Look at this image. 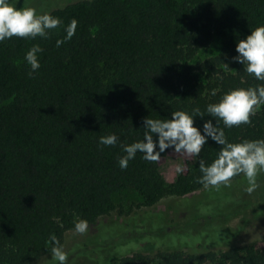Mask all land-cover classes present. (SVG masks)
<instances>
[{
  "label": "trees",
  "instance_id": "obj_1",
  "mask_svg": "<svg viewBox=\"0 0 264 264\" xmlns=\"http://www.w3.org/2000/svg\"><path fill=\"white\" fill-rule=\"evenodd\" d=\"M48 12L63 25L78 21L61 47L55 42L63 27L47 40L0 43V264H30L51 254L50 234L62 245L77 219L129 218L166 196L204 188L193 157L167 149L150 162L138 152L121 169L120 144L142 138L147 116L203 111L216 99L213 90L264 84L232 59L237 40L264 24V0H76ZM34 43L43 48L41 67L29 77L24 55ZM204 119L194 117V124ZM250 119L224 128L227 139L264 138V106ZM113 132L116 146H98ZM218 151L209 139L200 158L210 162ZM168 157L183 166L170 183L160 172ZM203 236L210 237L199 231L191 243H158L104 264H264V234L223 249L208 248Z\"/></svg>",
  "mask_w": 264,
  "mask_h": 264
},
{
  "label": "clouds",
  "instance_id": "obj_2",
  "mask_svg": "<svg viewBox=\"0 0 264 264\" xmlns=\"http://www.w3.org/2000/svg\"><path fill=\"white\" fill-rule=\"evenodd\" d=\"M19 4L20 0H0V43L13 37L47 40L51 30L63 27V37L55 42L59 48L75 35L77 20L72 19L63 25V21L50 12H38L34 7ZM235 51L236 55L232 59L243 65L244 70L255 80L264 82V24L253 26L243 39H238ZM42 52L43 48L38 43L25 52L24 61L30 66L29 77L38 73ZM225 66L229 67L227 63ZM211 94L216 99L207 103L203 111L199 108L191 112L178 109L164 119L145 117L142 138L120 144L124 154L118 157L119 167L126 169L138 152L144 160L155 162L167 149H172L194 158L200 172L197 182L205 189L231 187L233 177L242 175L247 182L244 190L249 194L256 191L261 186L258 177L264 174V138L233 142L227 139L224 128L251 123L250 117L264 106V84L235 86L219 95L213 90ZM197 116H207L209 119H204L201 126H196L194 117ZM221 123L223 128L219 126ZM209 139L219 146V151L214 159L206 162L200 158V153ZM118 143L119 137L113 132L101 136L98 146H116ZM175 171L181 174L183 166L177 165ZM73 231L74 234H85L88 222L77 219ZM49 240L54 245L50 249L51 255L58 264H67L68 253L56 236L50 234Z\"/></svg>",
  "mask_w": 264,
  "mask_h": 264
},
{
  "label": "rangeland",
  "instance_id": "obj_3",
  "mask_svg": "<svg viewBox=\"0 0 264 264\" xmlns=\"http://www.w3.org/2000/svg\"><path fill=\"white\" fill-rule=\"evenodd\" d=\"M71 1L76 0H20L18 6L48 12ZM216 47V44L209 46L200 56L212 53ZM177 165H181L177 157H168L161 165L160 172L166 182H172L178 175ZM258 180L261 186L251 194L244 190L247 182L243 177L239 183L227 187L231 189L210 187L182 197L166 196L152 207L136 210L129 218L112 213L100 222L88 224V231L83 235L67 231L61 245L68 253L67 264H104L122 254L147 250L158 243L175 244L178 240L191 243L199 231L209 233L210 237L203 236V240L211 249L258 240L264 234V174ZM207 203L211 206L206 209ZM187 234L193 237L188 240L181 236ZM198 246L191 249L200 250ZM30 264H58V261L48 254Z\"/></svg>",
  "mask_w": 264,
  "mask_h": 264
}]
</instances>
